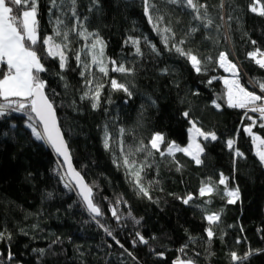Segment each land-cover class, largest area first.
Returning a JSON list of instances; mask_svg holds the SVG:
<instances>
[{
  "label": "trees",
  "instance_id": "trees-1",
  "mask_svg": "<svg viewBox=\"0 0 264 264\" xmlns=\"http://www.w3.org/2000/svg\"><path fill=\"white\" fill-rule=\"evenodd\" d=\"M194 2L203 7L194 11L186 0H148L146 15L145 0H75L74 5L56 0V7L52 0H36L35 48L45 68L40 79L101 215L88 212L49 144L27 127L25 112L0 116V264H173L178 258L192 264H264V163L244 130L250 127L264 139V119L227 106L218 65L221 52L232 63L239 61L241 81L261 91L256 82L264 81V69L248 54L264 52V15L251 10L264 7V0ZM58 18L61 33L69 37H55V43L68 44L63 69L43 44ZM80 31L92 35L85 39ZM96 37L103 41L107 74L87 52ZM176 47L196 55L202 70ZM120 65L131 71L112 70ZM113 79L128 91L113 89ZM191 121L217 135L200 137L199 164L184 152L169 155L166 148L171 142L187 144ZM155 133L166 141L159 151L150 144ZM141 146L144 151H137ZM125 156L134 162L131 169ZM137 170L147 195L132 175ZM221 174L227 190L239 191L234 203L219 184ZM209 182L216 191L201 196L202 184ZM212 213L219 220L210 225L205 217ZM233 252L243 259L233 261Z\"/></svg>",
  "mask_w": 264,
  "mask_h": 264
},
{
  "label": "snow or ice",
  "instance_id": "snow-or-ice-1",
  "mask_svg": "<svg viewBox=\"0 0 264 264\" xmlns=\"http://www.w3.org/2000/svg\"><path fill=\"white\" fill-rule=\"evenodd\" d=\"M73 5L75 4V0H72ZM173 3L177 2V0H172ZM53 7H56V0H52ZM187 6L192 8L194 11H198L199 7H203V5H197L194 0H186ZM149 4L148 0H145V14L148 15L149 12ZM17 9H23L18 12ZM253 12H259L260 15H264V7L257 8L255 6L251 7ZM149 22L152 23V17L149 15ZM197 19L201 17L197 15ZM211 23V21H209ZM63 21L59 18L56 20V25L53 29V35H49L43 38V44L46 46L47 55L49 57L59 58L60 67L63 69L66 66V55L63 49L68 47L67 43H55V37L63 36V40H68V32L61 33L59 25H62ZM155 28L156 25L154 24ZM157 31L169 32L170 29H156ZM75 31V28L72 29ZM195 31V29H193ZM79 36L87 39L92 33H87L86 31H80L77 33ZM162 40L165 44L168 42L167 36H162ZM39 41L38 35V20H37V4L36 0H0V63L6 64L7 71L0 73V116H4L9 109L15 112H25L28 115L29 123L27 127H29L32 131L33 136L38 140H43L47 144H49L56 153L64 156L65 162L68 165V173L67 175L71 177L80 188V195L83 198V201L86 203L87 208L91 213L99 216L101 215V210L97 207L92 200V189L84 183L83 178L80 173L75 171L72 168L70 156L68 153V149L66 143L61 134L60 128L57 124V119L55 115V110L52 102L48 99L45 94L44 88L45 84L40 79V73L45 71L44 65L42 64L43 57L38 54L35 46ZM133 43H138L137 41H133ZM183 43V41H181ZM99 46V51L96 49ZM88 47V46H86ZM155 50V49H154ZM88 51L91 52L92 62L94 64H98L100 66V71L107 74V67L104 66V61L102 59L104 55V47L103 41L96 37V39L91 43V46L88 48ZM139 51V49H137ZM176 51L182 55L186 56L187 59L191 62L192 67L200 72L201 69V60L190 51L185 52L184 49L180 47H176ZM249 57L255 61L257 65L261 68H264V52H261L257 49L255 52H250ZM77 61H80V55L76 56ZM115 64V61H112ZM219 66L222 67L225 72L231 73L232 78H223V83L226 88V102L229 107L233 108H241L246 109L251 112H258L260 114V118L264 119V95H258L254 91H248L241 83L238 78V69L236 64L232 63L228 60V57L225 53L221 52L219 55ZM113 71L117 72H129L130 69H126L123 65L118 67H114ZM215 79V77L213 78ZM89 83H91L89 81ZM113 89H123L124 91H128V89L123 85L119 84L115 79L112 80ZM211 83V81H209ZM261 92L264 93V81L256 82ZM99 85L97 88V92L93 97L94 100H98L99 97ZM88 93H85L87 96ZM131 95V93H129ZM258 102H260L258 104ZM213 104L217 108L220 107L219 104H216V101H213ZM93 108L97 107V104L93 103ZM35 114L33 117L32 114ZM185 116L188 113H184ZM245 116H247V111L245 112ZM251 119V117H248ZM35 122H31V121ZM253 124L256 123L255 120L252 121ZM37 124L41 127L38 128ZM264 127V125H261ZM246 132H252V129L245 128ZM123 129L121 132L123 133ZM190 133V143L187 147H180L175 142L169 143L167 148V153L169 155L174 152H184L186 155L192 156L196 163L199 164L200 154L204 151V149L200 146L199 143L196 142L195 136H203L206 139L210 136L211 139L215 140L216 136L214 133H205L201 131L200 128H197L195 122H192V128L189 129ZM252 141L254 146H256V155L259 157L260 161L264 163V139L260 136L253 135ZM165 137L161 133H155L152 136L150 141L151 148L160 150V145L165 143ZM233 141L229 140L228 145L231 147L233 145ZM104 146L107 148L108 145V134L107 130L105 131V144ZM137 151H144L143 146L137 149ZM163 156L165 153L163 151L160 152ZM237 155H240L237 152ZM134 163V162H132ZM132 163L129 162L127 156L124 158V164L128 166L129 169L132 168ZM135 177V182L144 195H147V190L140 184V170H137L132 173ZM227 178L221 174L219 179L220 185H225L226 195L230 197L229 203H234L236 199L239 198L238 189L235 190H227L226 186ZM67 186V185H66ZM216 191L215 186L209 182L206 184H202L199 192L201 196H205ZM192 199L189 196L184 200V203H189ZM112 215L117 216L116 210H112ZM209 224H213L219 220L218 213H212L205 217ZM117 219L119 217L117 216ZM107 231V229H105ZM207 235L209 238H212L214 233L209 227L207 230ZM3 234L0 233V236ZM111 235V233H109ZM140 242L147 243L143 236H140L137 233ZM135 243V241L133 242ZM123 247V245H121ZM161 255H163L161 253ZM231 258L233 261L242 260L243 257H239L235 252L231 253ZM173 264H192L191 261H183L179 258L177 261H174Z\"/></svg>",
  "mask_w": 264,
  "mask_h": 264
},
{
  "label": "water",
  "instance_id": "water-1",
  "mask_svg": "<svg viewBox=\"0 0 264 264\" xmlns=\"http://www.w3.org/2000/svg\"><path fill=\"white\" fill-rule=\"evenodd\" d=\"M238 74H239V72H238ZM229 75H231V73H229ZM44 91H45V90H44ZM55 115H56V110H55ZM33 116H35L34 113H33ZM56 119H57V115H56ZM57 124H58V127L60 128V126H59V121H58V120H57ZM39 126H40V125H39ZM40 127H41V126H40ZM60 131H61V128H60ZM61 134H62L63 139H64V141H65V137H64L63 131H61ZM65 143H66V146H67V149H68V153H69V156H70V160H71L72 168H73L75 171L78 172V170L75 168V165H74V163H73L72 154H71V152H70V150H69V148H68V143H67L66 141H65ZM49 146H50V145H49ZM50 148L52 149L53 153H55L56 157L61 161L62 166H63V169H64V172H65V174L67 175V173H68V165H67V163L65 162L64 156H62V155L56 153V152L54 151V149H53L51 146H50ZM80 175H81V177L83 178L84 183L87 184L86 181H85V179H84V177H83V175H82L81 173H80ZM67 178H68L70 184H72V185L74 186V189H75V191H76V194L79 196V198L81 199L82 203H83V204L86 206V208H87L86 203L83 201L82 196L79 194V193H80V188L77 186L76 182H75L74 180L71 179L70 176L67 175ZM87 185H88V184H87ZM88 186H89V185H88ZM89 187H90V186H89ZM91 198H92V197H91ZM87 210H88V212H89L91 215H93V216H97V215H95L94 213H91V212L89 211L88 208H87Z\"/></svg>",
  "mask_w": 264,
  "mask_h": 264
},
{
  "label": "built area",
  "instance_id": "built-area-1",
  "mask_svg": "<svg viewBox=\"0 0 264 264\" xmlns=\"http://www.w3.org/2000/svg\"><path fill=\"white\" fill-rule=\"evenodd\" d=\"M234 64H236V66H237V69H238V72H239V74H238V78H239V80H240V83L248 90V91H254V92H256V94H258V95H264V93H262L261 91H259L255 86L253 87V89H248L247 87H246V85L243 83V81H241V78H240V73L242 72V70H241V67H240V63H239V61H237V62H235ZM257 65V64H256ZM258 67H260L259 65H257ZM264 69V68H263ZM8 69H7V67H5L4 68V72H6ZM221 70L223 71V75L220 77V82H222V84H223V86H224V88H225V85H224V83H223V78H229V79H231L232 78V76L231 75H229V72H225V70L221 67ZM225 92H226V88H225ZM227 103V102H226ZM260 102H258V104H259ZM227 106H228V104H227ZM233 108V107H232ZM234 109H237V110H241V111H244V112H246L247 111V113H253V114H255V115H258V116H260V114L258 113V112H251V111H249V110H246V109H241V108H234ZM15 111H12L11 109H9L8 111H7V113L4 115V116H2V117H8V116H10L12 113H14Z\"/></svg>",
  "mask_w": 264,
  "mask_h": 264
},
{
  "label": "rangeland",
  "instance_id": "rangeland-1",
  "mask_svg": "<svg viewBox=\"0 0 264 264\" xmlns=\"http://www.w3.org/2000/svg\"><path fill=\"white\" fill-rule=\"evenodd\" d=\"M64 50V49H63ZM87 52H88V50H87ZM89 54H90V52H89ZM91 59V58H90ZM219 60V59H218ZM218 65H219V61H218ZM85 66L87 67V65L85 64ZM220 67V66H219ZM25 122H26V124H28L30 121H29V118H26V120H25ZM31 122H35L34 120L33 121H31ZM192 122H194V121H191V123H190V127H189V129L190 128H192ZM195 125H196V123H195ZM37 127H38V124H37ZM40 127V126H39ZM38 127V128H39ZM196 127L197 128H200L198 125H196ZM189 129H188V136H189V139H188V141H187V144H185V145H181V144H177V145H179L180 147H187L188 145H189V143H190V133H189ZM32 132V131H31ZM208 133H213V132H208ZM250 134V133H249ZM252 134V136L253 135H257V134H254V133H251ZM216 136V138H217V135H215ZM258 136V135H257ZM200 137H203V136H195V140H196V142L197 143H199V139H200ZM203 138H205V137H203ZM209 138H211L210 136H209ZM172 143V142H171ZM163 144V143H162ZM162 144L160 145V147L162 146ZM169 144V143H168ZM168 144L166 145V148H168ZM200 144V143H199ZM254 151H255V153H256V146H254ZM190 156V155H189ZM192 157V156H191ZM193 158V157H192ZM200 158V157H199ZM195 160V159H194ZM196 162V161H195ZM228 190H230V189H228ZM233 190V189H232ZM228 199H230V197H228Z\"/></svg>",
  "mask_w": 264,
  "mask_h": 264
},
{
  "label": "crops",
  "instance_id": "crops-1",
  "mask_svg": "<svg viewBox=\"0 0 264 264\" xmlns=\"http://www.w3.org/2000/svg\"><path fill=\"white\" fill-rule=\"evenodd\" d=\"M2 65H4L5 67H7L6 64H2V63H0V66H2ZM176 261H177V260H176Z\"/></svg>",
  "mask_w": 264,
  "mask_h": 264
}]
</instances>
